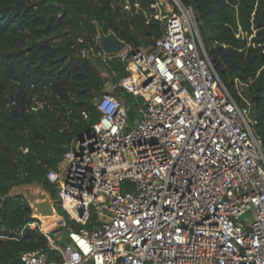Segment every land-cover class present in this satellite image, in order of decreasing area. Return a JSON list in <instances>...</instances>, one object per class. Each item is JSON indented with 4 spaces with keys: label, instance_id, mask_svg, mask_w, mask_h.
I'll use <instances>...</instances> for the list:
<instances>
[{
    "label": "built area",
    "instance_id": "built-area-1",
    "mask_svg": "<svg viewBox=\"0 0 264 264\" xmlns=\"http://www.w3.org/2000/svg\"><path fill=\"white\" fill-rule=\"evenodd\" d=\"M170 1L177 12L152 5L163 32L150 45L81 49L118 57L127 73L107 83L99 118L46 173L79 228L56 210L57 229L41 232L59 258L40 246L19 264H264V142L219 79L194 9ZM116 87L142 98L133 119Z\"/></svg>",
    "mask_w": 264,
    "mask_h": 264
},
{
    "label": "trees",
    "instance_id": "trees-1",
    "mask_svg": "<svg viewBox=\"0 0 264 264\" xmlns=\"http://www.w3.org/2000/svg\"><path fill=\"white\" fill-rule=\"evenodd\" d=\"M179 1L194 9L219 79L238 104L249 106L251 128L264 142V0ZM154 2L0 0V264H19L23 251L40 246L50 259L59 258L48 248L29 202L10 190L34 183L58 198L46 173L57 168L72 140L99 118L95 102L104 79L96 65L110 73L113 82L127 73L118 57L102 60L81 56L80 51L100 50L95 42L99 28L133 47L150 45L163 32L154 17ZM239 82L247 89L249 103L235 90ZM112 92L123 98L133 119L142 98L122 87ZM56 210L79 228L59 205ZM94 221L92 216L86 226ZM58 230L63 237L54 240L63 244L67 231Z\"/></svg>",
    "mask_w": 264,
    "mask_h": 264
},
{
    "label": "rangeland",
    "instance_id": "rangeland-1",
    "mask_svg": "<svg viewBox=\"0 0 264 264\" xmlns=\"http://www.w3.org/2000/svg\"><path fill=\"white\" fill-rule=\"evenodd\" d=\"M164 1H167L170 5H171V1L170 0H161L162 4H161V10H162V13H167L165 11V8H164ZM166 6V5H165ZM127 7V6H126ZM171 10H174V12H177L178 10L176 8H173V6L171 5ZM98 37V34L97 36L95 37V42H96V39ZM125 43H127L125 41ZM129 44V43H127ZM130 47L133 48V45L132 44H129ZM141 47H146V46H143L141 45ZM96 67L99 69V72H100V75L103 77L104 79V85H103V88H102V91H101V95L103 94V92L106 90V86H107V83L110 81L112 75L110 73H108L104 68H102L101 66L99 65H96ZM235 90H237L238 94H240L243 98V100L247 103L250 102V97L247 95V89L245 87V85H240V88H236ZM100 97V96H99ZM121 99L123 100V98L121 97ZM249 118H250V115H249ZM250 122H251V119H250ZM10 194L11 195H20L22 196L24 199H26L30 206H31V203L34 199H38V198H42L43 196H48L52 202L54 203L56 209H57V206L59 205V201H58V198H52L50 193H48L46 190H44L41 186L37 185V184H34V183H31V184H24V185H19V186H14L11 190H10ZM60 206V205H59ZM32 207V206H31ZM32 215L34 217L37 218V216L35 215L34 212H32ZM38 219V218H37ZM41 222V221H40ZM41 227L44 226L42 225V223L40 224ZM57 229V226L55 224H51L49 227L45 228L44 227V231L46 233H53L55 230ZM62 233H58L56 236H55V240H59L62 239Z\"/></svg>",
    "mask_w": 264,
    "mask_h": 264
},
{
    "label": "water",
    "instance_id": "water-1",
    "mask_svg": "<svg viewBox=\"0 0 264 264\" xmlns=\"http://www.w3.org/2000/svg\"><path fill=\"white\" fill-rule=\"evenodd\" d=\"M125 41L120 39L115 33L109 31L104 33L100 28L98 29V37L96 45L106 53H118L124 46ZM32 212L43 225L54 223L56 215V207L48 196L34 199L31 203Z\"/></svg>",
    "mask_w": 264,
    "mask_h": 264
},
{
    "label": "bare ground",
    "instance_id": "bare-ground-1",
    "mask_svg": "<svg viewBox=\"0 0 264 264\" xmlns=\"http://www.w3.org/2000/svg\"><path fill=\"white\" fill-rule=\"evenodd\" d=\"M51 224H52V223L47 224V225L45 224L44 227L47 228V227H49Z\"/></svg>",
    "mask_w": 264,
    "mask_h": 264
}]
</instances>
